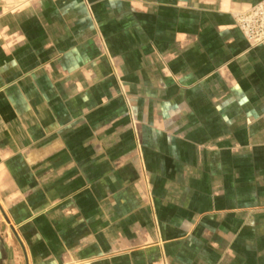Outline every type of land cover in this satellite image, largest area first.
Returning a JSON list of instances; mask_svg holds the SVG:
<instances>
[{
  "label": "crops",
  "instance_id": "obj_1",
  "mask_svg": "<svg viewBox=\"0 0 264 264\" xmlns=\"http://www.w3.org/2000/svg\"><path fill=\"white\" fill-rule=\"evenodd\" d=\"M264 0H0V264H264Z\"/></svg>",
  "mask_w": 264,
  "mask_h": 264
},
{
  "label": "built area",
  "instance_id": "obj_2",
  "mask_svg": "<svg viewBox=\"0 0 264 264\" xmlns=\"http://www.w3.org/2000/svg\"><path fill=\"white\" fill-rule=\"evenodd\" d=\"M245 38L252 43L264 41V3L254 6L238 20Z\"/></svg>",
  "mask_w": 264,
  "mask_h": 264
}]
</instances>
